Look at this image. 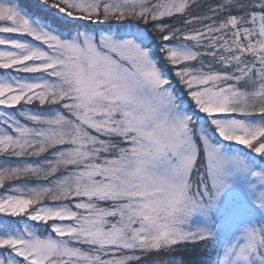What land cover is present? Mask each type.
Segmentation results:
<instances>
[{"label": "snow or ice", "instance_id": "snow-or-ice-1", "mask_svg": "<svg viewBox=\"0 0 264 264\" xmlns=\"http://www.w3.org/2000/svg\"><path fill=\"white\" fill-rule=\"evenodd\" d=\"M0 264H264V0H0Z\"/></svg>", "mask_w": 264, "mask_h": 264}]
</instances>
